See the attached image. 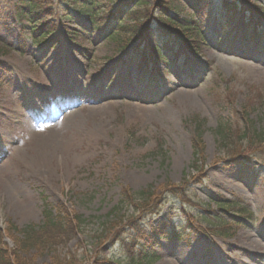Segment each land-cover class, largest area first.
Wrapping results in <instances>:
<instances>
[{
    "label": "rangeland",
    "instance_id": "rangeland-1",
    "mask_svg": "<svg viewBox=\"0 0 264 264\" xmlns=\"http://www.w3.org/2000/svg\"><path fill=\"white\" fill-rule=\"evenodd\" d=\"M85 1L45 0L51 15L31 18L21 0H0V229L40 226L44 205L86 220L67 245L22 253L29 264H129L130 247L157 227L169 235L158 238L150 264H264V176L225 165L244 156L256 170L264 163V143L241 139L245 125L264 129V41L253 54L252 45L233 43L215 27L217 12L228 18L225 34L231 33L235 12L243 5L246 16L250 6L264 13V0H205L207 6L197 8L194 0H145L131 5L144 23L135 40L129 33L107 38L108 23L93 29L100 17L88 20L74 4ZM96 1L108 12L122 2ZM223 1L229 8L221 11ZM167 4L175 11L167 12ZM158 18L179 31L187 22L208 28L195 49L196 65L189 57L181 64L180 39ZM35 30L47 38L33 37ZM150 50H162V60L153 62ZM153 63L158 76L151 78ZM138 106L143 111L134 110ZM226 121L229 141L222 146L215 132ZM60 122L52 149L36 147L19 129L45 132ZM198 131L204 161L195 174L190 166ZM124 190L154 194L149 210L157 214L140 218L123 200ZM215 197L235 207L221 209ZM239 208L251 212L242 217L244 225L231 221L220 228L228 236L218 237L216 222ZM173 230L182 241L172 238ZM2 242L6 253L13 249L8 239Z\"/></svg>",
    "mask_w": 264,
    "mask_h": 264
},
{
    "label": "trees",
    "instance_id": "trees-1",
    "mask_svg": "<svg viewBox=\"0 0 264 264\" xmlns=\"http://www.w3.org/2000/svg\"><path fill=\"white\" fill-rule=\"evenodd\" d=\"M45 0H29L28 3L25 5L30 7L31 10H45L46 14H51L49 12L48 7L49 5H45ZM195 6H207V2L205 0H194ZM145 0H122V2H119L116 5V8L113 12L111 10L108 11H102V9L99 7V4L96 0H86L84 3L80 4V8L83 9V12L87 15V18L91 19V16L100 17L99 19L94 21L93 29H97L96 27H99L101 24L108 23L109 25V31L106 33V37L111 40H117L118 38L122 37L123 34H130V39L135 40L137 35L140 34V30L144 27L143 21L138 23L137 21L140 19L138 15L131 9V5H141L145 4ZM79 4V3H77ZM165 10L167 12L175 11L174 8H172L171 5L167 4L165 6ZM229 8L228 4L226 2L222 3L220 6V10L224 11L225 8ZM251 7V12H249V16H245L243 21V30L245 34H248L249 36H256L258 38L264 37V26L261 23V20H264V13L258 10L254 6ZM250 10V9H249ZM247 11V10H245ZM237 12H235L236 14ZM256 14L257 18L252 14ZM218 14V13H217ZM145 14V18H146ZM235 16V15H234ZM115 18L119 19L120 21L115 24L116 20ZM131 21L133 23L132 26H126L124 25L125 21ZM228 18H223V15L218 14L217 15V21L219 27L222 29V31H225L228 29L229 22L227 21ZM231 20V19H230ZM160 25L163 27H169V29L175 33V35L180 39L181 45L185 48H188L191 50V53L194 54L196 52V48L199 47V45L204 43V36L202 33V25L197 26L194 22H187L185 23L181 28L184 30L179 31L177 29L178 25L173 24V21H161L160 18L157 20ZM228 22V23H227ZM130 31V32H128ZM36 36L40 37L41 40L44 39L41 34H36ZM246 39V36L243 37ZM186 44V45H185ZM261 47V46H259ZM257 49V48H256ZM154 51V50H153ZM151 51L150 50V57H152L155 62L156 58L160 61L162 60V56L160 55L162 50L157 51ZM164 53L168 52L163 50ZM172 51H169L168 53H171ZM140 61V60H139ZM156 65V64H155ZM157 67V66H156ZM228 122H220L218 123L217 129H216V135L221 141L222 146H226V142L229 141V128H228ZM252 128V129H251ZM251 129V130H250ZM200 134L201 132H197V136L195 140L192 142V153H193V162L190 166L191 169H195L197 167L198 162H203V145L202 141L200 140ZM241 139H243L245 142H248L252 145V142L254 140L257 141V144L264 143V129L259 130L255 129L251 125H245V130L243 128ZM250 155H255L253 152ZM262 161H259L257 169L253 168L252 160L248 161L247 158L242 157L241 159H234L230 160L228 163H226L227 166H232L235 168H245L249 169V171L253 173L256 172L257 174H262L264 176V163ZM253 168V169H252ZM199 174V171H197ZM186 181V180H184ZM186 183V182H185ZM123 196L125 198V201L129 203L130 206H133L134 212L139 213V217L142 218L145 213L149 211V207L151 205L152 208H154L153 205V195H148L149 191L144 190L142 192H138L135 195H129L127 193V190L123 191ZM135 196V198H134ZM134 201H143L142 204L133 203ZM157 199V197H156ZM219 207L221 208H229L232 207L234 204L227 203L223 199H218V201L215 202ZM138 204V205H135ZM48 205H44L43 208V220L40 226H31L27 227L23 230L18 231V229L12 225L8 224L7 229L4 231V233L0 230V264H29L26 260H24L21 257V254L28 253L31 250L34 251H44L46 248H52L60 245H67L71 240H73L76 235L78 234L80 228L82 225L86 223V220L82 218V216H79L71 211H67L63 207H57L55 210L48 209ZM152 213V212H150ZM156 211L154 210L152 214H155ZM202 223L209 224L208 219L204 216H200ZM216 225H219V232L217 231V234L219 235H226L225 232L221 231L220 228L226 226L225 221H217ZM212 228H217V226H211ZM189 230L191 229L190 224H188L187 227ZM187 230V229H186ZM15 232H19L20 235H16ZM173 235L172 238L176 237V240H181L182 237H180L178 234H176L175 230L172 231ZM6 236L10 239V241L13 243V249L8 251L6 253V250L3 249L5 244L2 242L3 236ZM166 236V234H163V232L160 231V229L154 228L152 230V234L146 237H143L142 240L137 245H133L130 247V249L127 251V260L129 264H150L154 259V249L157 246V238ZM168 236V235H167ZM166 236V237H167ZM56 264H71L68 262H58L55 261ZM33 263V262H32ZM92 264H103V262L99 260H95Z\"/></svg>",
    "mask_w": 264,
    "mask_h": 264
},
{
    "label": "bare ground",
    "instance_id": "bare-ground-1",
    "mask_svg": "<svg viewBox=\"0 0 264 264\" xmlns=\"http://www.w3.org/2000/svg\"><path fill=\"white\" fill-rule=\"evenodd\" d=\"M37 95H40V93H37ZM81 99L85 100L84 96H82ZM90 101L91 100L89 99L88 102H90ZM77 104H78V102H77ZM135 109L137 111H143V108H141L139 106L134 108V110ZM139 113H141V112H139ZM35 115L39 116V113L36 112ZM71 115L72 114L70 112L68 117H71ZM68 117L63 118V120L65 121ZM34 118H36V117H34ZM63 120H62V122H63ZM62 122L57 123L55 126L49 127L45 132H36L35 129L31 125H30V127L26 126V127H29L28 129H25L26 127H24V125H20L19 129L24 132V135L27 136L28 139H30V141L32 143H34V145L36 147L39 146L40 148H43V149H52L55 147V144H56L57 127L60 126L62 124ZM180 259L182 260V258H180ZM182 264H185V262L183 261Z\"/></svg>",
    "mask_w": 264,
    "mask_h": 264
}]
</instances>
